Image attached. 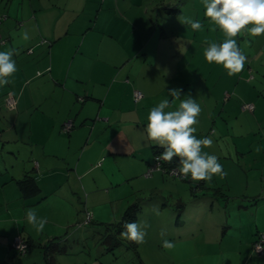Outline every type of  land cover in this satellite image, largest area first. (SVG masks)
Returning a JSON list of instances; mask_svg holds the SVG:
<instances>
[{
	"label": "crops",
	"instance_id": "0c3cea01",
	"mask_svg": "<svg viewBox=\"0 0 264 264\" xmlns=\"http://www.w3.org/2000/svg\"><path fill=\"white\" fill-rule=\"evenodd\" d=\"M157 5L153 0H0V51L17 50V71L0 87V264H47L43 250L53 264V253L63 249L57 233L74 234L85 211L100 223L97 229L105 226L104 210L119 206L114 197L133 190L131 181L162 149L149 146L144 127L161 100L174 104L168 94L174 87L163 81L177 79L172 72L181 45L178 39L165 42V32H171L158 19ZM205 40H211L208 34ZM236 41L247 59L231 95L218 87H190L176 99L178 105L166 109L175 110L188 96L195 99L201 107L197 139L210 137L212 129L201 135L199 128L216 123L214 112L228 117L229 109L239 118L241 142L220 158L236 168L224 162L225 175L210 182L182 180L189 188L183 197L176 190L186 185L173 176L155 172L146 179L166 184L167 196L177 200L172 212L159 201L160 211L173 219L172 253L198 258L215 250V262L205 264H264V237L262 254L252 250L256 232L264 236V35L257 42L242 33ZM206 77L228 80L222 72ZM133 90L142 94L137 102ZM6 94L14 99L11 109L3 105ZM244 103L252 104V111L242 110ZM65 120L72 122L67 133L60 131ZM249 139L256 146L246 145ZM171 164L180 166L178 159ZM25 175L34 180L35 193L21 192L18 181ZM154 190L162 194L165 188ZM30 208L47 219L40 233L25 218ZM16 234L28 244L21 258L8 244Z\"/></svg>",
	"mask_w": 264,
	"mask_h": 264
},
{
	"label": "rangeland",
	"instance_id": "374dc122",
	"mask_svg": "<svg viewBox=\"0 0 264 264\" xmlns=\"http://www.w3.org/2000/svg\"><path fill=\"white\" fill-rule=\"evenodd\" d=\"M153 1L158 3L156 8L162 10L161 14H158V16L160 15V18L158 19L162 18L163 24L165 25H163V28H166L171 32V35L165 32V42L171 43L173 40L178 39L179 44L181 45L179 64H177L178 68L174 65L172 72V76L174 78L177 77V79H174L169 83V80H164V85L167 84L168 88L174 87L181 89V93L190 87H218L224 89V91H227L231 95L232 89L235 87L237 80L242 78H240V73L229 76L222 65H217L215 63L209 64L204 59L203 53L208 46V43L216 41V43H219L218 41H223L225 37L218 27L215 31L210 30L211 23H208V18L204 16L205 9L202 0ZM184 16L191 17L193 20H199L203 26V30L193 31L190 25L181 24L179 20ZM213 27L215 26H212L211 28ZM176 30H178V32H176ZM221 33L222 35H220ZM207 34L211 38L209 41L205 40V35ZM245 34H247V32H245ZM241 35L235 37V39L241 37ZM261 36L255 37L257 42H259ZM189 44H191V46H189ZM185 48L187 51H185ZM219 72H222L223 74L226 73L228 75V80H221L218 83V80L215 78L206 77L209 73L214 74ZM248 76L254 77V73L249 72ZM250 84H256V82ZM261 85V90L264 92V83ZM173 99L174 104L172 106L175 107L178 105V102L175 98ZM221 104H224L223 100ZM220 106L222 105H219V108ZM224 106L225 104L223 105V109ZM215 114L216 112L213 113V118H216V123L211 122L209 125L210 128H203L202 126L199 128L201 135L208 132L209 129H212L209 138L212 139L213 144L211 147L203 148L202 151L215 155L220 164L225 166L224 162H226L228 166L236 168V164H231L230 159L223 160V158L220 157L224 155L227 156V151L233 150V148L241 142V138L236 135V132H238L236 125L239 118L234 117V114L231 113L229 109L228 117L225 112L218 114L217 117H215ZM221 119L223 120L220 121ZM251 144L256 146V144L251 142L250 139L246 140V145L249 146ZM233 158L234 161H236L235 155ZM154 173L155 172H153V174ZM146 177L147 176H144V171L138 174L130 183L135 185L133 190H127L124 194L114 197L115 201H119L117 202L119 206L114 209L107 208L103 212L104 216L101 217V219H106L102 221L103 223H113L112 225H115L121 222L124 212L129 207H133V222H147L149 225L146 229L147 235L145 237V243L138 245L134 242L121 239L119 238L120 232L118 233L117 230H115V232L114 229L112 232H109L105 230L104 226L97 229L100 223H97L95 220H91L86 224H82V221H80L79 225L76 224V228H74L75 226H70L71 228H74V234H67L64 230L57 233L58 235H62L59 239L63 237L62 247L64 252L53 253V264H205L206 261L215 262L216 256L215 250L213 249L210 250L212 255L207 250V256L202 255L201 257L195 258L196 256L187 253L176 255L175 253H172L173 249L166 250L163 248V240L167 239L175 243L177 239L173 236V219L168 211H160L159 206L161 205V202L159 201H163L164 204H169L171 208L170 211L172 212V207H175L174 204H177V200L167 196L168 192L166 191V184L164 185L163 183V185H161V181L157 182L155 178L152 180H146L149 178ZM172 178L177 182L185 183L183 185L187 184V181H182L185 179H180V176ZM156 186L159 188H165L162 194L154 190ZM180 187L182 188V186ZM185 187L186 190L184 191L181 188L176 190V192L180 193L182 197L189 195L188 185ZM170 192L174 193L171 188ZM161 195H163V198ZM154 208H158L159 214L153 211ZM215 210L216 209H213V212H215ZM162 229L165 231V235L163 236L160 234ZM122 230L123 228H121V231ZM256 234L263 235L261 231H257ZM13 254L17 257L19 256L18 258L23 256V254ZM35 254L36 252H33L31 257H34ZM230 261L233 262V260Z\"/></svg>",
	"mask_w": 264,
	"mask_h": 264
},
{
	"label": "clouds",
	"instance_id": "9594fccd",
	"mask_svg": "<svg viewBox=\"0 0 264 264\" xmlns=\"http://www.w3.org/2000/svg\"><path fill=\"white\" fill-rule=\"evenodd\" d=\"M202 4L205 9L204 16L215 26L210 30L215 31L218 27L225 37L221 43H208L203 53L204 59L209 64L222 65L229 76L240 73L244 69L247 57L241 52L235 37L245 32L252 37L264 35V0H202ZM179 21L183 25H190L193 31L203 30L199 20L184 16ZM23 39L25 41L30 39L28 31L23 33ZM16 54L15 48L0 51V87L11 83L10 77L17 71L13 59ZM168 94L180 99L181 89H169ZM171 107L170 101L163 99L152 107L147 115L144 139L149 142V146L154 145L163 149L156 159L167 164L178 159L180 166L176 171L181 178L190 177L194 182H210L214 175H225L218 158L202 151L203 148L212 146V139L209 137L197 139L193 135L197 130L194 125L198 123L200 105L188 96L180 100L175 110L165 111ZM254 150L257 153L261 151L259 147ZM153 211L159 214L157 208ZM25 218L37 233L42 232L47 223L46 218L38 217L36 210L31 208L26 210ZM148 227L147 222H124L119 238L138 245L143 244L146 242ZM160 234L165 235V231L162 229ZM162 246L166 250H172L175 244L165 239ZM17 247L24 251L23 244Z\"/></svg>",
	"mask_w": 264,
	"mask_h": 264
},
{
	"label": "built area",
	"instance_id": "2783aa9c",
	"mask_svg": "<svg viewBox=\"0 0 264 264\" xmlns=\"http://www.w3.org/2000/svg\"><path fill=\"white\" fill-rule=\"evenodd\" d=\"M141 97H142V94L140 93V91H138V90L132 91V99L134 102L139 101L141 99ZM4 104L8 109L13 108L14 99L12 98V96L10 94H6V96L4 97ZM240 108L242 110L252 111L253 105L250 103H244V104H241ZM71 127H72V122L70 120H65L62 123L60 129L63 133H67L71 129ZM158 155L159 154L157 153L153 156L151 162L148 164V166L144 172V176H150V174H152L153 172H158L160 174H166L169 176H179V173L176 171L175 168L170 167L167 163H164L163 161H158L156 159ZM90 219H91L90 212L85 211L82 223L86 224L90 221ZM9 244H10L11 249H13L15 251V253L20 254V255H22L27 248L26 242L19 235H14L11 238ZM19 244L24 245V251H20L18 249L17 246ZM262 245H263V235L262 234H256L254 239H253V242H252V250L258 256H260L262 254Z\"/></svg>",
	"mask_w": 264,
	"mask_h": 264
},
{
	"label": "trees",
	"instance_id": "16d2710c",
	"mask_svg": "<svg viewBox=\"0 0 264 264\" xmlns=\"http://www.w3.org/2000/svg\"><path fill=\"white\" fill-rule=\"evenodd\" d=\"M6 96V95H5ZM3 105H4V107L6 108V109H8L6 106H5V104H4V100H3ZM62 125V124H61ZM61 128V127H60ZM60 131H61V129H60ZM62 132V131H61ZM163 151V149H161V150H158V151H155V153H154V155L155 154H160L161 152ZM153 155V156H154ZM170 167H173V168H175L172 164H168ZM18 186H19V188L21 189V192L23 193V194H26V195H28V194H31V193H35L36 191H37V186H36V184H35V182H34V180L32 179V177H30V176H27V175H25L24 177H22L19 181H18ZM132 208L133 207H129L125 212H124V214H123V216H122V218H121V222L120 223H118V224H115V225H112L113 223H110V224H106L104 227L106 228V230L107 231H109V232H112V230L114 229V231L115 230H117V232L119 233V232H121V228H123V225H124V222H133V220H134V209L132 210ZM90 222V221H89ZM88 222V223H89ZM79 223L80 222H78L77 224L79 225ZM83 224V223H82ZM116 232V231H115ZM16 235H19V234H16ZM20 236V235H19ZM22 237V236H21ZM12 238V237H11ZM11 238H10V240H11ZM23 238V237H22ZM10 240H9V242H10ZM23 240L26 242V244H27V241L25 240V238H23ZM253 242V241H252ZM9 244V243H8ZM51 244L52 243H49L48 245H47V247L45 248V249H49V247H52L51 246ZM28 245V244H27ZM9 248L11 249V247H10V244H9ZM14 253H15V251L13 250V249H11ZM27 251V248H26V250H25V252ZM58 251H60V252H64V249H62V248H59L58 249ZM24 252V253H25ZM23 253V254H24ZM43 255H44V261H45V263H47V264H49L50 262H51V254H50V252L48 251V252H46V250H43Z\"/></svg>",
	"mask_w": 264,
	"mask_h": 264
},
{
	"label": "bare ground",
	"instance_id": "6f19581e",
	"mask_svg": "<svg viewBox=\"0 0 264 264\" xmlns=\"http://www.w3.org/2000/svg\"><path fill=\"white\" fill-rule=\"evenodd\" d=\"M176 169V168H175ZM180 176V175H179ZM174 177V176H173ZM262 252H263V245H262Z\"/></svg>",
	"mask_w": 264,
	"mask_h": 264
}]
</instances>
